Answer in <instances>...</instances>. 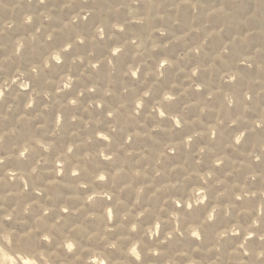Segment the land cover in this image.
Wrapping results in <instances>:
<instances>
[{
	"label": "clouds",
	"instance_id": "9594fccd",
	"mask_svg": "<svg viewBox=\"0 0 264 264\" xmlns=\"http://www.w3.org/2000/svg\"><path fill=\"white\" fill-rule=\"evenodd\" d=\"M0 264H264V0H0Z\"/></svg>",
	"mask_w": 264,
	"mask_h": 264
},
{
	"label": "rangeland",
	"instance_id": "374dc122",
	"mask_svg": "<svg viewBox=\"0 0 264 264\" xmlns=\"http://www.w3.org/2000/svg\"><path fill=\"white\" fill-rule=\"evenodd\" d=\"M243 2H244V4H246L249 8L251 7V0H243ZM240 10L243 11L244 8H241ZM231 32H232V29H229V30L226 32V34H225V38H229ZM216 46H217V45H216L215 43L210 42V44H209V51H213L214 48H215ZM179 48H180V45H176V46H174V49H173L172 51H173V52L178 51ZM126 60H127V57H125V62H126ZM169 78H171V77H169ZM201 78H202V79H206V78H207V74H202V77H201ZM210 115H211V114H210ZM206 119H208V117H206ZM73 219H77V218L74 217Z\"/></svg>",
	"mask_w": 264,
	"mask_h": 264
}]
</instances>
